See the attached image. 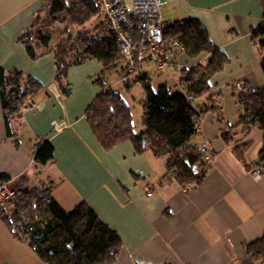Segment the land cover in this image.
Returning a JSON list of instances; mask_svg holds the SVG:
<instances>
[{"label": "crops", "instance_id": "0c3cea01", "mask_svg": "<svg viewBox=\"0 0 264 264\" xmlns=\"http://www.w3.org/2000/svg\"><path fill=\"white\" fill-rule=\"evenodd\" d=\"M48 1L0 0V67L18 69L42 85L31 95L35 108L10 117L9 127L0 95V177L22 191L51 187L52 197L67 211L87 203L122 239L114 264H261L245 247L264 237V174L249 169L260 162L264 133L258 128L246 135L233 131L229 136L236 142L229 145L221 136L240 115L235 85L264 86L263 56L251 38L263 19L260 0L163 3L172 22L200 21L229 58L210 80L220 115H204L192 138L197 147L209 144L213 166L202 183L187 191L167 174L166 160L151 151L137 155L130 142L106 151L96 140L85 114L103 91L94 83L103 71L99 62L71 68V93L65 96L55 80L54 55L30 60L19 39ZM209 58L181 54L177 65L161 70L160 85L172 81L183 92L179 69L206 64ZM208 104V94L193 101L197 111ZM241 144H250L245 161L234 152Z\"/></svg>", "mask_w": 264, "mask_h": 264}, {"label": "trees", "instance_id": "16d2710c", "mask_svg": "<svg viewBox=\"0 0 264 264\" xmlns=\"http://www.w3.org/2000/svg\"><path fill=\"white\" fill-rule=\"evenodd\" d=\"M260 3L264 11V0ZM99 14L98 0H49L35 18L34 25L21 35L19 41L32 61L51 53L54 55L55 80L65 96L71 93L67 81L71 68L90 60L102 65L103 71L94 83L103 91L89 106L85 118L104 150L110 151L123 142H130L137 155L151 151L156 158L165 159L167 174L181 186L202 183L213 163L205 160L204 154L192 143V138L198 134L195 123L208 112L220 115L218 102L210 93V80L223 71L229 58L213 44L200 21L163 22L161 29L165 39L179 43L186 56L196 59L207 54L210 58L206 64L179 69V86L183 92H174L167 84L154 90L146 74L133 78V82L142 84L146 93V100L142 102L145 130L137 133L131 107L119 93L105 89L103 84L105 73L120 66L127 71L125 65L122 66L115 35L105 28L101 33L80 31L75 35L70 32L72 27L83 26ZM60 17L62 25L59 31L50 30L49 19ZM251 38L263 56L261 65L264 71V13L261 24L252 29ZM130 74L127 71L126 76ZM41 90V83L31 76L18 69L6 71L0 67V95L7 127L10 117L19 113L26 96ZM207 94L209 104L197 111L193 101ZM238 102L240 115L237 123L228 125L221 135L226 145L236 142L229 136L233 131L246 135L258 128L264 133V86L248 88L238 96ZM249 148L250 144H241L235 147L234 152L245 161ZM257 165L262 167L264 174V143ZM255 166H249V169ZM5 181L0 177V183ZM0 220L11 237L27 242L44 264H114L122 249V239L117 231L87 203H80L67 211L52 197L51 187L18 190L14 199L0 205ZM245 250L257 262L264 264V237L247 245Z\"/></svg>", "mask_w": 264, "mask_h": 264}, {"label": "built area", "instance_id": "2783aa9c", "mask_svg": "<svg viewBox=\"0 0 264 264\" xmlns=\"http://www.w3.org/2000/svg\"><path fill=\"white\" fill-rule=\"evenodd\" d=\"M103 16V26L107 32L115 35L117 45L129 73L137 70L139 61H147L159 70H165L177 65L179 56L184 54V48L177 42L167 40L163 36L161 26L162 6L165 0H98ZM237 95L248 90L244 81L235 85ZM36 104L27 95L20 111L25 112L35 108ZM201 118L196 120L195 129L200 131ZM188 146V144H186ZM198 151L204 154L205 160L214 161L213 152L209 144L199 146ZM262 167L256 165L253 171L260 175ZM196 184L184 186V190L193 188ZM18 190L11 186L9 181L0 183V205L14 199Z\"/></svg>", "mask_w": 264, "mask_h": 264}, {"label": "rangeland", "instance_id": "374dc122", "mask_svg": "<svg viewBox=\"0 0 264 264\" xmlns=\"http://www.w3.org/2000/svg\"><path fill=\"white\" fill-rule=\"evenodd\" d=\"M165 9L166 4H163V21L172 22L167 18L168 16L165 15ZM61 18L62 17L59 19H49L48 28L55 32L59 31L60 26L62 25L60 21ZM102 22L103 16L99 14L93 20L83 26L72 27L70 32L75 35L80 31L101 33L104 32V26ZM55 39L57 40L58 38L55 37ZM122 66H124V63H122ZM139 66L140 68L134 73L130 74L129 77L126 76L127 71L122 70L121 66L117 70L105 73L103 77L104 88H110L114 92L119 93L123 100L131 107L133 124L137 133L145 130V125L143 123L144 108L142 102L146 100V93L142 84L139 82H133V78L144 75L145 73L143 70L146 69L151 75L150 81L153 89L157 90L161 84V80L163 79L162 75L164 73L163 71L161 72L157 66L150 62H142L139 64ZM170 82L171 83H169V85L172 87L173 91L179 92V88H176L172 81ZM34 259H39V256L34 251V249H32L27 242L12 240L8 230L0 224V264H33L36 261Z\"/></svg>", "mask_w": 264, "mask_h": 264}]
</instances>
